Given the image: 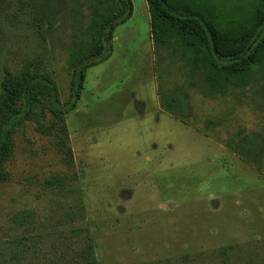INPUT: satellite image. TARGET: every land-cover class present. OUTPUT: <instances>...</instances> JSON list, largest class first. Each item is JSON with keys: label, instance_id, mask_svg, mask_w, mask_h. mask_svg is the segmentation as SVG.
<instances>
[{"label": "rangeland", "instance_id": "374dc122", "mask_svg": "<svg viewBox=\"0 0 264 264\" xmlns=\"http://www.w3.org/2000/svg\"><path fill=\"white\" fill-rule=\"evenodd\" d=\"M132 4L109 58L86 71L65 135L44 129L50 115L15 129L0 264H264V71L210 97L186 87L191 125L157 112L158 88L186 85V69L155 48L146 1ZM72 7L80 12L68 17ZM61 8L45 38L5 23L0 79L39 58L67 99L68 50L89 10L83 0ZM250 135L261 170L236 153Z\"/></svg>", "mask_w": 264, "mask_h": 264}, {"label": "trees", "instance_id": "16d2710c", "mask_svg": "<svg viewBox=\"0 0 264 264\" xmlns=\"http://www.w3.org/2000/svg\"><path fill=\"white\" fill-rule=\"evenodd\" d=\"M71 1L0 0V30L5 23L22 22L35 36L45 38L61 21L62 4ZM83 1L89 18L73 32L76 42L68 50L71 78L65 101H61L56 82L39 58L28 61L18 73L5 70L1 76L0 181L8 179L5 164L12 156V135L19 125L50 115L52 122L44 129L65 135L64 119L80 99L86 71L109 58L114 29L133 12L132 0ZM145 1L155 48L170 49L186 69V85L157 91L160 107L181 123L191 125L186 118L191 112L186 87H196L210 97L229 87H246L264 71V0ZM76 12H80L78 7H72L68 17ZM254 144L251 135L243 137L236 143V153L259 170L261 153L253 154L250 148ZM13 221L17 224L20 215ZM86 253L91 262V247Z\"/></svg>", "mask_w": 264, "mask_h": 264}, {"label": "crops", "instance_id": "0c3cea01", "mask_svg": "<svg viewBox=\"0 0 264 264\" xmlns=\"http://www.w3.org/2000/svg\"><path fill=\"white\" fill-rule=\"evenodd\" d=\"M156 111H157V112H161V111L165 112V111L160 107L159 99H158V102L156 103Z\"/></svg>", "mask_w": 264, "mask_h": 264}]
</instances>
